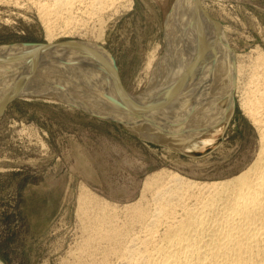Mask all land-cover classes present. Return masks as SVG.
Here are the masks:
<instances>
[{"label":"bare ground","instance_id":"bare-ground-1","mask_svg":"<svg viewBox=\"0 0 264 264\" xmlns=\"http://www.w3.org/2000/svg\"><path fill=\"white\" fill-rule=\"evenodd\" d=\"M22 1L35 10L50 42L0 46V108L16 93L27 98L61 96L104 115H111L112 110L124 112L125 123L142 137L155 136L165 146L185 150L204 148L213 141L217 124L232 115V92L245 76L244 69L237 54L234 57L227 48L219 25L204 17L194 3L197 0H179L168 21L172 41L168 48L176 49L171 56L173 69L168 72L175 75L172 80L170 75V85L168 80V86L161 87L167 85L164 77L168 74L151 73L150 85L138 96L141 103L136 101L134 106L137 97L126 96L127 101L133 99L131 106L127 104L130 107L119 104L122 93L114 95L118 80L111 79L112 92L109 89V74L115 66L107 51L89 42H51L64 34L87 33L92 20L97 23L129 0ZM0 3L21 4L20 0ZM255 57L241 84L239 100L256 132L255 153L247 166L233 176L211 181L156 172L142 181L139 199L121 206L82 186L76 217L83 236L74 254L75 264H84L83 257L90 264H264V57L260 53ZM53 60L63 65L55 66ZM161 60L156 72L162 68ZM81 61L84 72L77 68ZM77 71L84 73V79ZM135 113L136 120L147 122L131 120ZM159 119L166 125L159 126L164 122Z\"/></svg>","mask_w":264,"mask_h":264},{"label":"rangeland","instance_id":"rangeland-1","mask_svg":"<svg viewBox=\"0 0 264 264\" xmlns=\"http://www.w3.org/2000/svg\"><path fill=\"white\" fill-rule=\"evenodd\" d=\"M197 1L194 3L203 16H209V20L219 25L227 48L234 57L237 54L246 76L255 56L260 53L264 57V0ZM128 2H123L125 7L122 4L116 12H110L111 17L102 16L97 23L92 20L89 26L93 29L89 27L87 33L64 34L51 41L54 44L89 42L107 51L117 72L110 71L113 78L109 74L110 87H107L111 89V79L119 81L118 90L113 92L123 94L125 102L122 95L118 100L124 107L131 106L129 102L134 97L137 98L132 105L142 100L139 97L150 85L154 73L162 75L163 72L166 76L173 69L171 56L176 55V49L168 48L172 43L168 21L179 0ZM20 3L19 6L0 3V46L48 44L50 41L35 10L22 0ZM99 25L105 27L103 31ZM99 32L103 33L97 38ZM159 60L164 69L159 71L158 67L156 72ZM51 63L63 65L54 60ZM78 63L77 68L82 70L85 63ZM80 72L81 79L84 73ZM170 75L171 80L175 77L169 73L164 77L167 85L163 81L161 87L168 86V80L170 85ZM245 76L237 81L236 86L239 85L232 92L234 107L229 120L217 124L212 142L204 148L190 150L177 145L165 146L155 136L142 137L125 123L124 112L112 110L111 115H104L86 108L85 103H72L61 96L27 98L14 94L0 108V261L3 264H75L77 246L83 236L76 217L82 186L121 206L139 199L142 181L156 172L178 173L199 181L239 173L252 160L256 148L255 129L239 101ZM126 96H131V101ZM137 116H131V120L147 122L136 120ZM160 120L163 124L157 125H166L164 119ZM85 259L89 263V258ZM85 259L82 262L88 264Z\"/></svg>","mask_w":264,"mask_h":264}]
</instances>
